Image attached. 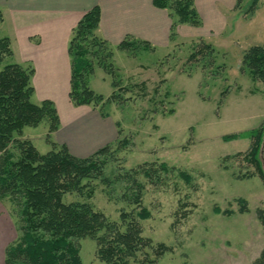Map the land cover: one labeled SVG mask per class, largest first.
<instances>
[{
	"label": "rangeland",
	"instance_id": "374dc122",
	"mask_svg": "<svg viewBox=\"0 0 264 264\" xmlns=\"http://www.w3.org/2000/svg\"><path fill=\"white\" fill-rule=\"evenodd\" d=\"M236 10L237 21L221 35L182 36L179 24L168 48L133 38L129 49L114 48L112 74L96 67L90 76V86L104 99L89 106L111 116L118 134L103 175L92 183L93 197L72 194L67 200L90 201L119 220L122 211L140 210L129 199L135 180L140 182L142 205L151 213L137 218L143 234L170 248L155 264H258L264 249V181L244 157L253 139L240 135L264 120V82L242 65L250 46L264 44V0L252 15L245 7ZM205 42L215 54L190 59ZM11 61L18 62L15 54L0 68ZM48 129L43 122L26 127L24 135L46 153L52 149ZM261 159L264 166V142ZM145 169L154 172L148 176ZM18 209L9 199L0 201V264L20 235ZM80 254L83 264H105L90 237L80 240Z\"/></svg>",
	"mask_w": 264,
	"mask_h": 264
},
{
	"label": "trees",
	"instance_id": "16d2710c",
	"mask_svg": "<svg viewBox=\"0 0 264 264\" xmlns=\"http://www.w3.org/2000/svg\"><path fill=\"white\" fill-rule=\"evenodd\" d=\"M258 2L237 0L236 7H245V12L252 15ZM153 3L169 12L171 37L177 34L179 24H203L194 0H153ZM3 17L0 9V22ZM100 21L101 9L95 5L79 19L69 42L72 62L69 97L76 106L96 105L104 99L90 86V76L96 67L112 74L114 48L129 49L134 40L128 36L113 46L98 34ZM214 49L205 42L189 58L195 59L199 54L206 58V53L212 57ZM13 56L9 38L2 37L0 64ZM242 65L254 80L264 82V44L250 46L243 54ZM34 72L33 68L16 61L0 68V201L9 199L17 204L20 215V235L7 246L5 263L83 264L80 240L90 237L96 241L97 255L105 264H155L170 248L162 242L154 244L143 234L138 219L148 218L151 213L142 205L140 182L134 179L136 187L129 196L140 210L136 214L122 211L119 220L97 210L90 201L67 200L72 194L93 197L95 186L92 183L103 175L107 163L105 155L112 151V143L90 156L78 157L66 144L52 141V133L60 127V116L52 100L43 99L39 103L34 100ZM112 85L117 88V81ZM115 94L113 91L111 97ZM43 122L49 126L46 138L52 145L46 153L40 152L24 135L26 127H37ZM240 135L253 139L244 157L256 166L264 181L261 159L264 120L259 127ZM162 168H166L165 164ZM145 172L150 176L154 170L145 169ZM240 201L245 203L243 198ZM257 262L264 264V249Z\"/></svg>",
	"mask_w": 264,
	"mask_h": 264
},
{
	"label": "crops",
	"instance_id": "0c3cea01",
	"mask_svg": "<svg viewBox=\"0 0 264 264\" xmlns=\"http://www.w3.org/2000/svg\"><path fill=\"white\" fill-rule=\"evenodd\" d=\"M194 1L203 24L179 25L182 36L221 35L237 21V0ZM95 5L101 9L98 34L113 46L128 36L156 48L170 46L172 18L153 0H0L4 37L11 39L16 60L35 67L32 81L36 96L56 103L62 124L54 134L55 140L66 144L78 157L90 156L115 142L118 134L111 116L89 105L76 106L69 97V42L79 19ZM6 226L11 234L10 225Z\"/></svg>",
	"mask_w": 264,
	"mask_h": 264
}]
</instances>
